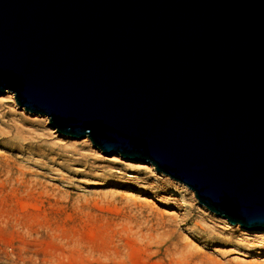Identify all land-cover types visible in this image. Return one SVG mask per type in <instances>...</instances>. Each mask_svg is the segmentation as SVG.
<instances>
[{"label":"water","instance_id":"obj_1","mask_svg":"<svg viewBox=\"0 0 264 264\" xmlns=\"http://www.w3.org/2000/svg\"><path fill=\"white\" fill-rule=\"evenodd\" d=\"M264 228V0H0V93Z\"/></svg>","mask_w":264,"mask_h":264},{"label":"rangeland","instance_id":"obj_2","mask_svg":"<svg viewBox=\"0 0 264 264\" xmlns=\"http://www.w3.org/2000/svg\"><path fill=\"white\" fill-rule=\"evenodd\" d=\"M14 102L1 93L0 264H264V235Z\"/></svg>","mask_w":264,"mask_h":264},{"label":"bare ground","instance_id":"obj_3","mask_svg":"<svg viewBox=\"0 0 264 264\" xmlns=\"http://www.w3.org/2000/svg\"><path fill=\"white\" fill-rule=\"evenodd\" d=\"M2 93H7V95L9 96V97H11L12 99L14 98L13 97V93L11 92V91H9V90H5L4 92H2ZM0 95H1V93H0ZM16 105V103L14 102V106ZM43 121L44 122H47L48 120H47V118L45 117L44 119H43ZM53 128V127H52ZM89 139V138H88ZM91 142V141H90ZM152 169H153V167H151ZM241 226V225H240ZM242 228H244V229H246L249 233H252V234H257V235H264V228H248V227H243V226H241Z\"/></svg>","mask_w":264,"mask_h":264}]
</instances>
